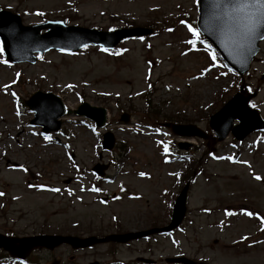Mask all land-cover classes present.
<instances>
[{
  "label": "rangeland",
  "instance_id": "374dc122",
  "mask_svg": "<svg viewBox=\"0 0 264 264\" xmlns=\"http://www.w3.org/2000/svg\"><path fill=\"white\" fill-rule=\"evenodd\" d=\"M0 7L25 25L63 20L102 30L155 29L123 41L116 52L49 50L34 64L6 61L0 45V232L102 236L162 226L172 196L189 181L185 216L169 235L77 251L62 245L31 259L169 264L168 257L183 255L205 264H264V129L207 144L164 126L170 119L211 132L209 115L238 89L236 75L212 61L215 54L200 39L188 46L197 0H0ZM244 86L257 91L249 104L264 118V40ZM36 90L59 95L71 110L82 101L106 108L107 126L99 131L69 113L59 131L43 134L28 123L33 114L23 104ZM105 130L115 138L111 151L100 147ZM16 162L22 169L9 173L6 166ZM95 163L108 166L102 179L93 180Z\"/></svg>",
  "mask_w": 264,
  "mask_h": 264
},
{
  "label": "water",
  "instance_id": "95a60500",
  "mask_svg": "<svg viewBox=\"0 0 264 264\" xmlns=\"http://www.w3.org/2000/svg\"><path fill=\"white\" fill-rule=\"evenodd\" d=\"M219 9L216 0H199V30L220 51L225 61L232 68L243 74L250 65V61L258 50L257 43L264 36V25L260 26L251 40L233 38L223 31L216 20ZM44 33H39L41 29ZM151 29L142 27L118 28L112 31H103L94 28L80 27L77 25H65L62 21H49L34 26H23L18 15L0 10V37L2 39L5 56L8 60L34 62V52H44L50 48L61 50H77L87 44H99L106 48L114 47L122 38L139 36L150 33ZM254 93L245 91L236 93L218 112L210 117V126L222 139L231 130L237 138H243L251 130L264 127L256 110L247 106V101ZM26 104L35 111L34 123L42 124L45 131L57 129L60 121L57 120L63 114L61 101L52 93L40 91L31 95ZM95 120L98 126L105 121V109L83 103L74 111ZM233 119L239 120V124L232 127ZM122 120L127 121V117ZM172 130L185 136H200L206 138V134L194 125H172ZM113 138L110 133L104 135L103 147L110 148ZM104 167L95 166L94 169L102 173ZM188 185H185L174 204L172 221L163 228L146 231L129 232L123 234H108L104 237L89 236L80 238L71 235H35L27 237H8L0 234V247L7 250L12 256L25 257L35 247L54 248L62 243L70 244L73 248L88 247L95 243L107 241L126 242L130 239L142 237L152 231H166L175 227L185 213V199ZM176 261L192 262L176 258Z\"/></svg>",
  "mask_w": 264,
  "mask_h": 264
},
{
  "label": "snow or ice",
  "instance_id": "6c2138e0",
  "mask_svg": "<svg viewBox=\"0 0 264 264\" xmlns=\"http://www.w3.org/2000/svg\"><path fill=\"white\" fill-rule=\"evenodd\" d=\"M216 7L219 9L216 15L217 22L221 29L233 38L251 40L256 30L264 25V0H216ZM188 27L194 37L190 43L195 44L200 37V30L191 25ZM165 151H167V146H165ZM256 179L259 180L260 177L257 176ZM53 191H59V189H53ZM247 214L253 215L251 212Z\"/></svg>",
  "mask_w": 264,
  "mask_h": 264
},
{
  "label": "bare ground",
  "instance_id": "6f19581e",
  "mask_svg": "<svg viewBox=\"0 0 264 264\" xmlns=\"http://www.w3.org/2000/svg\"><path fill=\"white\" fill-rule=\"evenodd\" d=\"M22 167L20 166V164L18 165L17 163H14L10 166H7V170L9 171V173L13 174V173H18V171L21 169Z\"/></svg>",
  "mask_w": 264,
  "mask_h": 264
}]
</instances>
